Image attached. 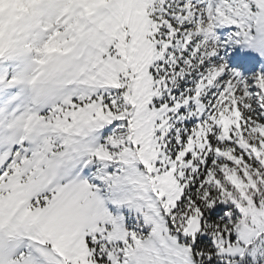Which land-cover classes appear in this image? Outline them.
I'll use <instances>...</instances> for the list:
<instances>
[{"label":"snow or ice","instance_id":"1","mask_svg":"<svg viewBox=\"0 0 264 264\" xmlns=\"http://www.w3.org/2000/svg\"><path fill=\"white\" fill-rule=\"evenodd\" d=\"M15 2L0 264H264V0Z\"/></svg>","mask_w":264,"mask_h":264},{"label":"rangeland","instance_id":"2","mask_svg":"<svg viewBox=\"0 0 264 264\" xmlns=\"http://www.w3.org/2000/svg\"><path fill=\"white\" fill-rule=\"evenodd\" d=\"M21 15V5L15 2V0H3L0 3V25H3L6 29L11 28ZM16 67L17 65L14 62H10L0 66V71L6 69L11 72Z\"/></svg>","mask_w":264,"mask_h":264}]
</instances>
